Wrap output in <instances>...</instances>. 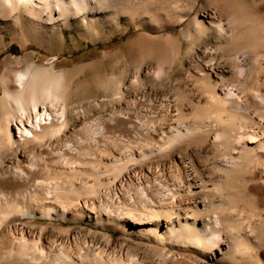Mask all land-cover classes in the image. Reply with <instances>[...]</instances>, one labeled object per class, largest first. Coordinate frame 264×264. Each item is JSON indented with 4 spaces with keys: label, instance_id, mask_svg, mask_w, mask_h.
<instances>
[{
    "label": "rangeland",
    "instance_id": "1",
    "mask_svg": "<svg viewBox=\"0 0 264 264\" xmlns=\"http://www.w3.org/2000/svg\"><path fill=\"white\" fill-rule=\"evenodd\" d=\"M119 2L121 30L116 28L112 19L114 14L108 10L103 17L107 19L102 25L104 32L96 39L89 38L80 26L72 25L62 28L65 37L63 45L55 38L51 43L42 35L27 34L29 41L24 47L17 33L4 30L5 48L0 53V78L5 72L6 60L14 58H20L21 62L13 67V71H23L30 62L44 66L53 64L58 71L80 68L73 77L74 92L68 96V104L74 112L71 116L74 121L72 137L78 141L83 140L87 129L99 128L111 115L123 118L126 113L135 115L137 112L154 121V124L157 122L156 134L148 144L138 127L141 122L138 118L133 119L134 115L125 128L108 131L101 127V131H97L102 137L93 135L97 146L107 147V142L115 140L119 146L123 145L122 149L118 148V144H110V149L107 147L109 151L105 160L110 163L118 161L136 169L149 166L155 170L159 166L164 172L163 181H154V185L163 189L165 186L161 184L173 188L184 182V187L196 188V193L187 199L205 205H200L204 215L199 219V225L222 234L219 250L214 252L213 259L206 260V264H264V149H258L259 142L248 144L238 140V144L234 140L227 148L224 143L226 126L215 122L213 117L221 111L220 115L227 119L229 112L209 103L207 93L212 90L220 97L231 93L233 101L252 120L246 124L238 115V126L248 125L258 138L264 137V0ZM135 11L139 12V26L131 22ZM196 17L206 28L205 31H197ZM239 19L245 22L241 24ZM218 25L226 30L225 36L216 32ZM80 35H84L85 39ZM236 56L240 58L238 65L232 62ZM160 66L164 67L165 74L156 79ZM239 74L245 75L243 79L239 78ZM204 79H207L206 85L202 83ZM100 80L107 83L103 85ZM116 87L122 93L121 99L116 97ZM135 97H142L143 101L136 104ZM168 106L170 116L166 110ZM193 126L199 129L194 140L182 142L165 153L159 152L165 148V137L171 130H186ZM72 137L67 138L64 145H57L55 151L60 153L66 144L75 146L76 139ZM242 145L254 148V156H246ZM87 146L96 147H92L90 142ZM146 149L149 152L145 159L139 157V152ZM125 151L135 155L137 160L134 164L124 158ZM37 153V156L43 157L47 151ZM20 156L21 152L14 150L6 159ZM90 158L93 160L92 156ZM100 177L103 181L111 180L107 172ZM89 181L93 179L89 178ZM127 191L128 197L137 198L133 189L128 188ZM86 199L82 197L80 201ZM206 216H211V219ZM215 216L219 219L217 226L214 225ZM30 220L37 232L40 227H45L44 238L48 240L63 238L57 228H64L73 235L80 234L97 243H104V237L109 235L111 244H131L120 231L102 225L58 220L50 224L44 219L29 218H23L22 223ZM18 222L21 221H11ZM210 231L203 228L201 234L209 236ZM139 251L152 259L143 248ZM173 251L194 261L201 259L192 250ZM192 260L188 264H193Z\"/></svg>",
    "mask_w": 264,
    "mask_h": 264
},
{
    "label": "bare ground",
    "instance_id": "2",
    "mask_svg": "<svg viewBox=\"0 0 264 264\" xmlns=\"http://www.w3.org/2000/svg\"><path fill=\"white\" fill-rule=\"evenodd\" d=\"M119 1L122 2L0 0V53L5 48L4 30L7 29L20 36L24 47L29 41L27 34L42 35L51 43L55 38L63 45L65 37L62 28L72 25L80 26L89 38L96 39L104 32L102 25L107 19L103 17L109 10L114 14L112 19L116 28L121 30ZM131 22L139 26V12L132 13ZM238 22L243 24L245 20L239 19ZM194 23L197 31L206 30L197 17ZM215 29L219 35H226L222 25ZM80 38L85 39L84 35H80ZM162 50L166 55V49ZM20 62V58L6 60L5 72L0 78V264H188L192 260L173 250L198 253L201 259L192 260L193 264H206V260L213 259L214 252L221 245L222 234L214 229L210 231L209 227H203L210 231L209 236L201 234L203 228L199 225V219L204 209L200 208L201 203L187 199L196 193V188L184 187V182L179 181L180 185L173 188L161 184L165 186L161 189L159 185H154V181H163L164 172L159 166H156L158 170L149 166L136 169L118 161L110 163L105 160L107 150L113 144H118L117 140L109 144L106 141L107 147L112 144L109 149L97 146L95 136L99 134L97 136L102 137L97 131L99 128L108 131L125 128L134 114L126 113L123 118L111 115L99 128L87 129L83 140L78 141L72 137L74 121L71 116L74 112L68 104V96L73 91V77L80 68L58 71L53 64L44 66L30 62L23 71H13V67ZM232 62L238 65L239 56ZM163 68L159 67L156 79L164 76ZM244 76L239 78L243 79ZM206 82L207 79L202 81L205 85ZM100 83L105 85L107 82L103 80ZM211 91L207 92L209 103L229 112L227 119L220 115L221 111L213 117L215 122L226 126L225 146L231 147L234 140L236 143L246 141L248 144L259 142L258 149L263 150L264 137L258 138V134L248 125L238 126L236 123L238 115L242 116L246 124L252 120L233 101L232 94L220 97ZM115 94L117 99L122 98L118 87L115 88ZM142 101V97H135L136 104ZM169 108L166 110L170 116ZM134 117L140 120L138 129H142L141 135H144L145 143L148 144L156 134L157 122L154 124V121L137 112ZM165 118L163 121H166ZM189 128L171 130L169 136L165 137V148H158L159 152L165 153L182 142L194 140L199 129ZM69 137L76 139L75 146L66 144L60 153L56 152V146L60 143L64 145ZM89 142L92 147H96L87 146ZM122 146L118 144V148L122 149ZM14 150H19L21 156L7 160L6 156ZM42 150L47 151L46 156H37V152ZM243 151L248 157L254 156V148L244 145ZM148 152V149L141 150L138 156L145 159ZM90 156L93 160H90ZM124 158L132 164L137 160L128 151ZM106 172L111 175V180L108 178L103 181L100 176ZM89 178L93 181H89ZM150 180H153V184H150ZM125 188L133 189L137 198L128 197ZM82 197L87 199L80 201ZM23 218L44 219L50 224L58 220L102 225L120 231L131 244H111L109 235L104 237V243H97L80 234L73 235L64 228H57L64 235L63 238L48 240L44 238L45 227H40L37 232L33 222L22 223ZM207 219H211V216ZM213 220L217 226L218 217L215 216ZM237 244L235 247L238 248ZM140 248L149 253L152 259L142 254Z\"/></svg>",
    "mask_w": 264,
    "mask_h": 264
}]
</instances>
